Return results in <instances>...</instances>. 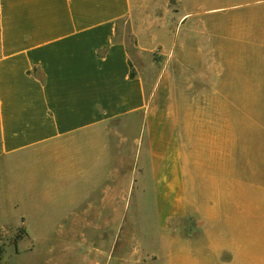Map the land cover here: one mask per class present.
I'll return each instance as SVG.
<instances>
[{
    "label": "rangeland",
    "instance_id": "rangeland-1",
    "mask_svg": "<svg viewBox=\"0 0 264 264\" xmlns=\"http://www.w3.org/2000/svg\"><path fill=\"white\" fill-rule=\"evenodd\" d=\"M141 5L142 27L157 33L155 66L142 59L145 87L152 93L161 75L166 82L151 119L117 124L125 138L141 135V146L114 147L120 162L109 164L121 171L109 180L117 224L80 237L53 217L30 220L20 196L7 193L0 160V264H169L174 244L178 264H264V0ZM147 123L171 130L167 153L177 158L154 163L156 194ZM156 148L164 154L163 142ZM164 170L180 175L173 193L163 192ZM122 200L123 211L111 210Z\"/></svg>",
    "mask_w": 264,
    "mask_h": 264
},
{
    "label": "crops",
    "instance_id": "crops-1",
    "mask_svg": "<svg viewBox=\"0 0 264 264\" xmlns=\"http://www.w3.org/2000/svg\"><path fill=\"white\" fill-rule=\"evenodd\" d=\"M156 1L0 0V160L7 193L20 196L30 220L53 217L80 237L83 228L117 224L108 217L109 180L121 172L110 170L120 162L114 147L141 144L140 130L128 139L117 124L141 113L151 119L166 82L154 79L148 93L141 70L143 58L155 66L157 46L156 31L142 27L141 4ZM146 138L156 194L154 163L177 162L167 153L173 135L147 123ZM159 176L170 180L163 192L173 193L179 173ZM124 208L122 200L111 210ZM175 248L169 264L183 254Z\"/></svg>",
    "mask_w": 264,
    "mask_h": 264
},
{
    "label": "trees",
    "instance_id": "trees-1",
    "mask_svg": "<svg viewBox=\"0 0 264 264\" xmlns=\"http://www.w3.org/2000/svg\"><path fill=\"white\" fill-rule=\"evenodd\" d=\"M21 231H22L23 233L25 232V230H24L23 228L21 229Z\"/></svg>",
    "mask_w": 264,
    "mask_h": 264
}]
</instances>
